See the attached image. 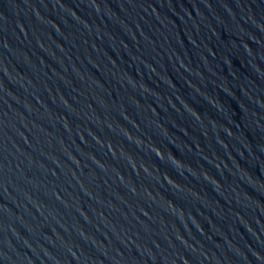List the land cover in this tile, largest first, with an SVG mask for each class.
Segmentation results:
<instances>
[{"label":"water","instance_id":"95a60500","mask_svg":"<svg viewBox=\"0 0 264 264\" xmlns=\"http://www.w3.org/2000/svg\"><path fill=\"white\" fill-rule=\"evenodd\" d=\"M0 264H264V0H0Z\"/></svg>","mask_w":264,"mask_h":264}]
</instances>
